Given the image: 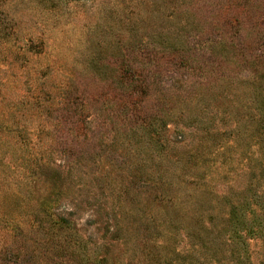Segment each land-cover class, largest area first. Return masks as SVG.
<instances>
[{
  "label": "rangeland",
  "instance_id": "374dc122",
  "mask_svg": "<svg viewBox=\"0 0 264 264\" xmlns=\"http://www.w3.org/2000/svg\"><path fill=\"white\" fill-rule=\"evenodd\" d=\"M0 264H264V0H0Z\"/></svg>",
  "mask_w": 264,
  "mask_h": 264
}]
</instances>
